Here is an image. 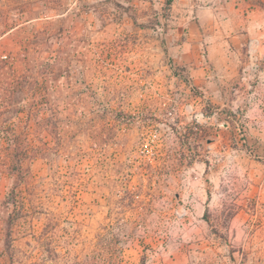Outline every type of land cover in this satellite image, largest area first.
<instances>
[{"label": "rangeland", "instance_id": "374dc122", "mask_svg": "<svg viewBox=\"0 0 264 264\" xmlns=\"http://www.w3.org/2000/svg\"><path fill=\"white\" fill-rule=\"evenodd\" d=\"M0 264H264V0H0Z\"/></svg>", "mask_w": 264, "mask_h": 264}, {"label": "trees", "instance_id": "16d2710c", "mask_svg": "<svg viewBox=\"0 0 264 264\" xmlns=\"http://www.w3.org/2000/svg\"><path fill=\"white\" fill-rule=\"evenodd\" d=\"M173 1H174V0H167V3H168L169 5H171V4L173 3Z\"/></svg>", "mask_w": 264, "mask_h": 264}]
</instances>
